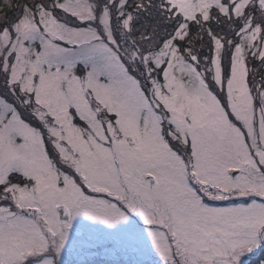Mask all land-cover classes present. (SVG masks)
Instances as JSON below:
<instances>
[{"label":"snow or ice","instance_id":"obj_1","mask_svg":"<svg viewBox=\"0 0 264 264\" xmlns=\"http://www.w3.org/2000/svg\"><path fill=\"white\" fill-rule=\"evenodd\" d=\"M7 8L0 264H264V0Z\"/></svg>","mask_w":264,"mask_h":264},{"label":"trees","instance_id":"obj_2","mask_svg":"<svg viewBox=\"0 0 264 264\" xmlns=\"http://www.w3.org/2000/svg\"><path fill=\"white\" fill-rule=\"evenodd\" d=\"M9 0H0V15H2L4 12L8 11L7 3ZM11 3H15L16 0H10Z\"/></svg>","mask_w":264,"mask_h":264},{"label":"rangeland","instance_id":"obj_3","mask_svg":"<svg viewBox=\"0 0 264 264\" xmlns=\"http://www.w3.org/2000/svg\"><path fill=\"white\" fill-rule=\"evenodd\" d=\"M260 255L264 256V253H261Z\"/></svg>","mask_w":264,"mask_h":264}]
</instances>
